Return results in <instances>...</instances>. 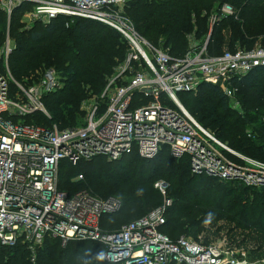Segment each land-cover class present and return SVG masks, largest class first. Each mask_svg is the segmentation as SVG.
<instances>
[{
  "label": "built area",
  "instance_id": "2783aa9c",
  "mask_svg": "<svg viewBox=\"0 0 264 264\" xmlns=\"http://www.w3.org/2000/svg\"><path fill=\"white\" fill-rule=\"evenodd\" d=\"M130 0H0L9 18L23 5V15L49 23L60 16L95 21L118 31L129 44V53L109 79L101 99L89 107L85 123L60 129L29 121L49 114L43 97L63 87L54 68L35 71L31 87L14 81L9 58L10 40L0 48V245H27L33 256L47 239L65 246L71 240L98 243L103 259L118 264H247L238 253L220 244H204L185 237L172 240L161 232L164 206L149 215L106 232V215L121 212L115 197L101 198L86 190L61 191L60 169L106 158L119 161L133 154L151 160L166 151L177 160L187 158L191 171L219 182H234L250 189L264 188V162L245 157L204 128L184 107L181 94L201 85L220 88L231 107L241 113L233 82L264 67V47L236 48L220 56L208 53L209 38L193 44L183 58H173L136 30L125 14ZM225 5L219 17L235 16ZM11 82L19 89L13 96ZM254 138L255 134L249 132ZM77 181L84 180L79 174ZM164 196L168 185L155 184Z\"/></svg>",
  "mask_w": 264,
  "mask_h": 264
},
{
  "label": "trees",
  "instance_id": "16d2710c",
  "mask_svg": "<svg viewBox=\"0 0 264 264\" xmlns=\"http://www.w3.org/2000/svg\"><path fill=\"white\" fill-rule=\"evenodd\" d=\"M224 4H231L236 15L219 17L211 32L209 17L219 16ZM27 7L23 5L12 15L10 33L16 48L9 58L10 71L20 81L37 69L58 70L63 87L44 99L51 117L37 113L29 121L69 128L75 124L87 92L101 99L108 79L125 61L129 44L109 26L64 16L25 34L20 31V18ZM125 14L142 37L177 59L186 55L191 40L203 45L209 35L211 56L234 50L237 43L249 49L264 45V0H130ZM5 24L6 13L0 9V46L6 39ZM233 85L241 113L231 107L219 87L209 84L201 85L197 97L181 94L180 101L204 128L233 150L264 162V67ZM249 132L255 137L250 138ZM79 174H84V180H76ZM159 181L168 185L166 196L155 188ZM59 188L70 194L86 190L94 196L120 200L121 212L102 218L106 232L137 221L170 200L161 232L172 240L197 238L203 233L205 244L222 239L228 249L246 250L254 260L264 259V188L250 189L193 174L187 158L177 160L164 151L151 160L133 154L119 161L100 158L83 162L78 167L64 161ZM103 254L98 243L71 240L63 246L59 240L47 239L35 256L21 243L0 245V264H117L105 261Z\"/></svg>",
  "mask_w": 264,
  "mask_h": 264
},
{
  "label": "rangeland",
  "instance_id": "374dc122",
  "mask_svg": "<svg viewBox=\"0 0 264 264\" xmlns=\"http://www.w3.org/2000/svg\"><path fill=\"white\" fill-rule=\"evenodd\" d=\"M225 5H228V6H231L233 9H234V11H235V8L231 5V4H224L222 7H221V9L225 6ZM221 11V10H220ZM12 17L13 16H11L10 18H9V16L6 14V24H5V30H4V32H3V35H5L4 37L6 38L5 39V42L0 46V48L1 47H3L4 46V44L8 41V39L10 40V43H11V47H12V49L14 50L15 48H16V40L14 39V37H13V35H11V33H10V28H11V21H12ZM216 16H214V15H211L210 17H209V26H210V29H211V32L213 31V28H214V26L215 25H213V19L215 18ZM228 17H231V16H228ZM20 23H21V29H20V31L22 30V31H26V33L25 34H27L28 32L30 33L33 29L35 30V28H38V29H41L42 27H45L46 26V24H47V22H42V21H36L35 19H30V20H28V19H26L25 17H24V15H22V17L20 18ZM33 30V31H34ZM209 38V40H210V35L206 38V39H208ZM199 41V40H198ZM198 41H196V40H191V42H192V45L193 44H198V43H196V42H198ZM257 45H261V44H257ZM257 45H255V46H257ZM254 46V47H255ZM261 46H263L264 47V45H261ZM235 49L236 48H246L247 46H242V45H240V44H235V46H233ZM225 49V48H224ZM13 50H12V52H13ZM46 68V67H45ZM45 68H41L42 70H44ZM41 69H37V70H35V71H40ZM41 72V71H40ZM12 74V73H11ZM12 77H13V75H12ZM111 78V77H110ZM109 78V79H110ZM13 79H14V81H16L17 83H19L20 85H23V86H25V87H31V86H33V84L35 83V82H37L38 81V79H37V77L36 78H33L34 80H35V82H33V80H31L30 79V77L29 78H26V79H23V80H20V81H18V80H16L14 77H13ZM109 79H108V81H109ZM88 89V88H87ZM10 91H11V94L13 95V96H15V97H17L18 95H19V89H18V86L15 84V83H13V82H11V84H10ZM200 93V91L199 90H197V91H194L193 93H191V96H193V97H197L198 95H200L199 94ZM46 97H43V101H45L44 99H45ZM236 98V101L237 102H239L238 101V99H237V96L235 97ZM94 103H97V104H104V101L102 100V99H99L98 98V95H92L91 93H89V92H87V97L83 100V102H82V104H81V106H80V113L78 114V116L76 117V120H75V124L74 125H72V126H69V127H78V126H82L84 123H85V120H86V118H87V115H88V111H89V107L92 105V104H94ZM46 104V103H45ZM46 110H47V112H48V114H49V117H51V113H50V111H49V109L47 108V106H46ZM46 117V116H45ZM41 120H42V118H40ZM249 130H252V129H249ZM224 143V142H223ZM227 146H229V144L228 143H225ZM230 147V146H229ZM231 148V147H230ZM232 149V148H231ZM234 151H236V150H234ZM237 152V151H236ZM237 153H239V154H241V155H243L242 153H240V152H237ZM243 156H245V157H248V156H246L245 154L243 155ZM250 158V157H249ZM74 171V170H73ZM72 171V172H73ZM75 173H76V171H74ZM253 197V196H252ZM185 238H187V239H190V240H192V241H196V242H199V243H206V239H204V235H203V233H201V234H199L198 235V237L197 238H195V237H190V236H188V237H185ZM215 244H220V245H223V246H225V247H227L226 245V242L224 241V240H222V239H216L215 240V242H214ZM234 251H236L237 253H238V256H239V259L241 260V261H246L247 262V264H264V259L263 258H259V259H257V260H254V258H252L249 254H248V252L245 250H234ZM118 264V263H117Z\"/></svg>",
  "mask_w": 264,
  "mask_h": 264
}]
</instances>
